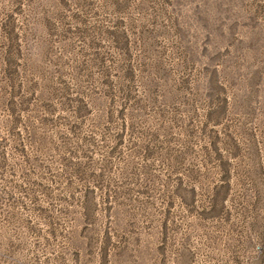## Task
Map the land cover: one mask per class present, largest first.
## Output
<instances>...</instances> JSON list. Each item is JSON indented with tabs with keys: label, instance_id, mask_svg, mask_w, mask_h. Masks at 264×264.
<instances>
[{
	"label": "rangeland",
	"instance_id": "1",
	"mask_svg": "<svg viewBox=\"0 0 264 264\" xmlns=\"http://www.w3.org/2000/svg\"><path fill=\"white\" fill-rule=\"evenodd\" d=\"M264 0H0V264H264Z\"/></svg>",
	"mask_w": 264,
	"mask_h": 264
},
{
	"label": "built area",
	"instance_id": "2",
	"mask_svg": "<svg viewBox=\"0 0 264 264\" xmlns=\"http://www.w3.org/2000/svg\"><path fill=\"white\" fill-rule=\"evenodd\" d=\"M256 249H257L258 254L264 258V243L257 246Z\"/></svg>",
	"mask_w": 264,
	"mask_h": 264
}]
</instances>
